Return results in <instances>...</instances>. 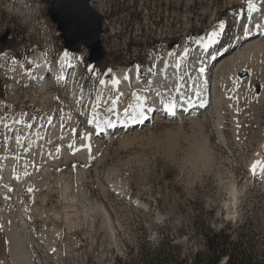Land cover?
Instances as JSON below:
<instances>
[{
  "label": "rangeland",
  "instance_id": "374dc122",
  "mask_svg": "<svg viewBox=\"0 0 264 264\" xmlns=\"http://www.w3.org/2000/svg\"><path fill=\"white\" fill-rule=\"evenodd\" d=\"M255 2H262L256 18L264 13V0ZM91 3L103 14L105 57L90 71L87 52L80 53L86 66L81 73L77 69L74 83L41 86L40 92L38 82L17 70L21 65L24 72L31 70V55L42 49L57 59L64 39L43 0H0V101L18 102L17 109L22 106L38 131L48 115L52 121L63 118L71 129L72 121L77 126L73 145L54 153L60 161L53 165L49 160L37 178L35 200L29 199L37 209L23 215L17 206L0 214V264H142L160 243L177 245L188 258L204 246L202 227L246 223L264 245V184L259 169L251 175L252 165L264 159V36L251 35L259 42L247 48L238 41L251 38H240L243 28L237 22L242 10L243 25L249 22L247 0ZM216 27L221 33L213 46L225 39L240 45L209 69L218 82L212 103L181 119L162 117L108 139L94 137L90 117L111 120L106 112L116 96L100 80L111 78L113 70L137 69L148 85L149 69L160 70L168 52L174 59L187 50L186 59H198L196 40ZM7 30L11 33L3 42ZM187 78L181 82L184 88ZM67 130L56 133V145L71 135ZM83 135L87 152H74ZM2 144L4 154L18 155L19 150L2 149ZM20 151L33 153L32 148ZM15 197L0 189V206L2 201L15 206L19 198L27 203L26 194Z\"/></svg>",
  "mask_w": 264,
  "mask_h": 264
},
{
  "label": "bare ground",
  "instance_id": "6f19581e",
  "mask_svg": "<svg viewBox=\"0 0 264 264\" xmlns=\"http://www.w3.org/2000/svg\"><path fill=\"white\" fill-rule=\"evenodd\" d=\"M256 4H257V8H259L262 2H258ZM248 21L250 23L246 22V25L244 26V29H243V32L240 38L243 37L244 35L245 37H247L248 35L251 36L255 33L257 34L256 37L264 36V13L258 14L256 18L254 17V14L252 13ZM257 24H259L260 26L257 27ZM213 31H217L221 33V30L216 27L208 31L203 37H200L199 39L196 40L198 47L199 46L201 47L200 52L202 53V55L201 53L200 55L198 54L199 55L198 59H195V60L186 59L185 50L181 51L178 57L172 59L173 55H171L170 52H168V56H167L168 60L164 59V66L161 68L158 74L150 76L148 85L152 86V88L150 87L152 91L149 90L147 84L143 83V78L141 76V73L137 69L135 70H131V69L123 70L122 69V70L114 71L113 76H111V78H108L106 80V83H107L106 87L111 88V90L112 89L116 90V96H114V99H111V101H109L110 102L109 107L107 108V112H106L108 117H110L111 119L110 121L112 125L114 126L112 127L108 126L107 121L105 120L106 116L101 117V119H99L101 115L100 116L98 115L99 117L92 115L90 117L89 125L95 126L97 131L101 132V135H103L104 133L103 127H107L108 129L110 128L109 133L110 132L115 133L117 130H121V129L129 130V127L131 125H136L138 121L132 119L131 116L126 115V110L128 112H132L133 109L130 106L136 105L138 103L144 107V109L146 110V114H147V113H151V111H147V110L153 108L154 106H157V107L159 106L161 107V111L163 110L165 111V107H164L165 103L169 101H174L176 105L175 115H172V114L168 115V112H165V114L172 118L178 117L177 119H181L184 117L183 113H185V109L187 108H189L190 110L187 111L185 115H188L189 113H191V110L193 109H194L193 110L194 112H199V111L204 110L203 107L206 103H210V102L212 103L213 91H215L217 83H218V82L215 83L211 77V74H209V69L212 67L211 65H209V60H208L210 55L204 52L205 48L203 46L204 43L208 42V38ZM238 41H240L241 45H245V48H247L248 46L250 47L251 45L255 43L257 44L259 42V40L255 39V37H252V36L248 41L245 40L246 42L242 41L241 39H239ZM239 45H240L239 43H236L233 49L235 50L236 48H238ZM83 46H86V45H83ZM83 46L81 47L82 49H83ZM210 47H208L206 50L210 49ZM85 48L89 50L87 46ZM66 52L69 53L68 58L65 59L64 54H63L60 58V61H59L60 63L58 64L57 63L50 64L49 61L47 60L46 54H43L42 52H38L36 56L33 57L34 61L36 62L34 73L38 79V83H40L44 89L50 88L53 84L63 83L64 81H61V80L66 75L68 76V79L69 77L73 76L72 73L70 74V70H68V68L72 66L76 67V64H73V61L71 59V56L74 54V52L71 51L70 49H68ZM178 64H179V67H177ZM201 69H203V71H201ZM185 70H187L188 73L183 74ZM187 76H188L187 84L185 86L186 88H184L182 87L183 83L181 82ZM113 79H119L120 83L118 86H114L112 84ZM111 90L107 92L110 93L112 92ZM127 94H129L128 99L126 97ZM138 96L141 97L140 100H137ZM110 98H112V96ZM160 99H162L163 102L159 101ZM220 99L219 101H221ZM217 101L218 100L216 99L215 102ZM71 117L73 116H69V118ZM102 120L105 124L103 126L100 124V121ZM73 123L74 122L72 121V124ZM76 128L77 126L75 127V129ZM0 130L8 132L7 139L2 140V137H0L1 138L0 141H2L3 143L2 149H7L9 147L10 151H14V150L20 151V149H22L23 151H26V152H28V149L30 148H32L33 151L35 149H38V150H42V155H48V160L57 161V162L59 160L58 159L59 157H55L54 153H56L57 151L63 152L65 150L64 148H66V144H69V148H70L73 145L74 139H75L74 134L72 133H70L71 135L65 134L64 137L68 138L66 140L67 142L63 141L61 143H58V145H56L54 142L56 141V133L61 134V132L64 130L71 131L70 128L67 127V125L65 124L64 125L55 124L51 122V120L47 116V118H45L43 121L42 129L38 131L39 129L38 130L35 129V123L32 122L30 118H27L25 116V113L23 112L20 117H16L13 119H7L3 117L1 114L0 115ZM72 135H73V139L70 143H68V140H71ZM83 136L84 137H82L81 140L72 147L74 152L75 151H79V152L86 151L87 152L88 140L85 137V135ZM51 138H53V141H51L52 140ZM106 139H108V137ZM50 142H54V144L56 145L55 147H57L56 150L51 151ZM52 147H53V144H52ZM3 152L4 151L0 149V175L8 174L7 170H9L10 178L13 179V182H10V184H8L6 193L7 195H16L17 194V182H20L21 180H23V177H26L28 166L25 164H22L21 171H11V169L14 168V165H16L17 155H15L14 153L4 154ZM49 154H50V157H49ZM45 168L47 171L48 167H45ZM261 176H264V175H261ZM17 177H19V179H17ZM37 182L39 181L36 180V183ZM15 185H16V189H15ZM0 189H1V181H0ZM20 195L22 194H17L16 198L18 199ZM24 200L25 198H21V199L19 198L18 200H16L17 203L15 204V206L13 205L12 207L8 206L9 203H4L2 200L1 201L4 206H8V209H14L17 206H20L19 212L25 215H28L30 211L32 212L33 210L35 211L37 209L36 207L32 205L30 206V208H28V206H26L27 203H25ZM25 223L27 222L24 221V224Z\"/></svg>",
  "mask_w": 264,
  "mask_h": 264
},
{
  "label": "trees",
  "instance_id": "16d2710c",
  "mask_svg": "<svg viewBox=\"0 0 264 264\" xmlns=\"http://www.w3.org/2000/svg\"><path fill=\"white\" fill-rule=\"evenodd\" d=\"M201 232L204 246L191 257L177 245L160 243L142 264H264V245L255 238L252 224L218 230L202 227Z\"/></svg>",
  "mask_w": 264,
  "mask_h": 264
},
{
  "label": "water",
  "instance_id": "95a60500",
  "mask_svg": "<svg viewBox=\"0 0 264 264\" xmlns=\"http://www.w3.org/2000/svg\"><path fill=\"white\" fill-rule=\"evenodd\" d=\"M51 20L57 25L64 45L71 51H80L83 45L89 48L91 62L101 61L105 55L102 34L103 14L90 0H43ZM7 30L1 37L5 41Z\"/></svg>",
  "mask_w": 264,
  "mask_h": 264
},
{
  "label": "built area",
  "instance_id": "2783aa9c",
  "mask_svg": "<svg viewBox=\"0 0 264 264\" xmlns=\"http://www.w3.org/2000/svg\"><path fill=\"white\" fill-rule=\"evenodd\" d=\"M43 50V49H42ZM41 51V50H40ZM38 51V52H40ZM45 51V50H44ZM37 52V53H38ZM87 52V51H86ZM36 54V53H34ZM86 54V53H84ZM88 54V52H87ZM36 84V83H35ZM39 90V88H38ZM7 97V96H6ZM0 114L4 115V117L16 118L22 115V106L18 108V102L8 101L6 98H2L0 101ZM13 109V110H12ZM37 108H35L36 111ZM12 110V112H11ZM12 113V114H10ZM10 114V115H9ZM7 131L0 130V137L3 139H7ZM53 139V138H51ZM51 151L56 150L57 147L50 146ZM60 161V160H58ZM53 165H56L57 161H52ZM21 164H28V171L26 172V177H23V180L17 182V194H26L28 208H30L31 204L29 203V199H34V191L36 187V180L38 177L42 176L45 173V167H48L49 160L48 155H42V150L35 149L33 153L30 155H23V152H18L16 165L11 171H19V167ZM1 181V193L4 195L6 193V189L10 182H13V179L10 178L9 175H0ZM31 189V191H29ZM16 194V196H17ZM16 199V197H15ZM14 199V200H15Z\"/></svg>",
  "mask_w": 264,
  "mask_h": 264
},
{
  "label": "snow or ice",
  "instance_id": "6c2138e0",
  "mask_svg": "<svg viewBox=\"0 0 264 264\" xmlns=\"http://www.w3.org/2000/svg\"><path fill=\"white\" fill-rule=\"evenodd\" d=\"M247 8H248V12L249 13H254V12H257L259 11L260 9L257 8V4L255 2V0H247ZM260 25L257 24V27H259ZM224 25L223 23L220 24V28L223 29ZM220 35L219 32L217 31H213L209 38H208V42L207 43H204L203 46L205 49H207L208 47H210L211 44H214L216 43V38ZM202 42V41H201ZM185 55H187V50H185ZM69 56V53L65 52L64 53V57L65 59H67ZM177 67H179V64L177 65ZM111 71V70H109ZM201 71H203V69H201ZM127 78V77H125ZM100 84H106V81L104 80H100L99 81ZM120 83L119 79H113L112 80V84L114 86H118ZM141 97H137V100H140ZM133 111L132 112H128L126 110V115H129L132 117V119L136 120V121H142L144 119H147V115H146V110L144 109V107L141 105V104H136V105H133V106H130ZM165 111L168 112L169 114H172V115H175V102L174 101H169V102H166L165 105ZM111 110V109H110ZM147 111H151V109H148ZM107 124L109 127H112L114 125H112L111 121H107ZM99 126V125H98ZM257 169H259V173L261 175H264V161H256L253 165H252V172L253 174H256L257 173ZM17 179H19V177H17ZM29 191H31V189H29Z\"/></svg>",
  "mask_w": 264,
  "mask_h": 264
}]
</instances>
